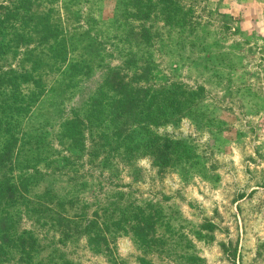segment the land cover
Returning a JSON list of instances; mask_svg holds the SVG:
<instances>
[{
	"label": "rangeland",
	"instance_id": "obj_1",
	"mask_svg": "<svg viewBox=\"0 0 264 264\" xmlns=\"http://www.w3.org/2000/svg\"><path fill=\"white\" fill-rule=\"evenodd\" d=\"M83 1L0 0V154L8 138L21 143L0 175L36 182L32 195L51 185L63 207L86 203L68 212L78 224L54 230L11 205L0 264H264V0ZM142 4L150 17H131ZM48 9L50 30H64L44 41L31 25ZM119 65L141 88L168 90V114L157 98L145 112L152 143H171L165 167L143 131L106 134L104 79ZM71 111L80 152L56 137ZM24 230L35 251L19 245Z\"/></svg>",
	"mask_w": 264,
	"mask_h": 264
},
{
	"label": "trees",
	"instance_id": "obj_2",
	"mask_svg": "<svg viewBox=\"0 0 264 264\" xmlns=\"http://www.w3.org/2000/svg\"><path fill=\"white\" fill-rule=\"evenodd\" d=\"M8 1V0H7ZM88 0H84L83 2L86 3ZM31 3V2H30ZM4 5V4H2ZM5 6V5H4ZM24 6V5H23ZM140 5H138L139 7ZM7 7V6H6ZM9 7V6H8ZM138 7L135 8L133 14L131 17L137 18L139 15H145L147 17H150L152 9L150 6H146L145 4H142V9H139ZM10 8V7H9ZM12 8V6H11ZM141 8V7H140ZM172 10V8H170ZM13 10V8H12ZM5 12V11H4ZM7 12V11H6ZM7 16V15H6ZM49 9L45 13H40V19H38L37 22H33L31 26L35 27L37 24L41 25V28L44 30L43 40L47 41L50 38H54L56 33L64 30L63 28L57 29L56 32H53L50 30L49 24ZM45 17V18H44ZM5 17H0V28L3 27L2 23L4 22ZM29 21V20H28ZM61 27V26H60ZM49 46H51V43H48ZM59 43H57L58 45ZM47 53V52H46ZM51 55V54H50ZM25 60V59H23ZM16 78V77H15ZM9 77L7 78V80ZM20 81V80H19ZM107 90L112 93V96L104 95V101L105 104L109 106V111L102 113L101 111L95 110L94 113L98 114V112L104 114V118L106 119V122L109 123L113 129L110 130L106 134H113L115 131L122 130V127L124 124L127 126H130L131 132L134 133L135 131H143L146 133L149 138H147V142L151 141V144L148 146L149 148L152 147L150 152H153L154 158L153 163L165 167L169 163V158L171 155V143L168 141V139H158V143H152V137L155 134L154 131H152L151 127L154 125V118H152L151 115H146L147 113H152V106L150 104L154 103V99H158L159 102H161L166 109L163 111H159L163 115L168 114V103L172 101L171 97L168 94L167 89H157L153 88L151 85L149 88L148 86L145 88H141L142 85H136V82H134L131 77L128 78V74L124 71L123 66H115L111 67L108 71V73L105 75L104 79ZM47 90V89H46ZM102 97V96H101ZM97 98H100V95H98L94 100L91 101V105L97 104ZM101 99V98H100ZM103 102V101H101ZM145 105V110L142 111L139 110V107L142 105ZM149 105V106H147ZM32 109V108H31ZM30 109V110H31ZM145 115V117H141L142 115ZM133 118L132 121L129 120V118ZM80 118L78 117L77 113L75 111H71V116L66 119L63 122V131L56 134L57 139L60 137L65 138V142L67 143V146L69 148L68 151H74L77 150L80 152L81 149L87 148L86 146V136L84 134V131H82L78 126L80 122ZM157 122V121H156ZM106 127V125H105ZM103 127L102 129H106ZM96 136V135H94ZM119 136V135H118ZM26 137L28 135L26 134ZM103 136H98V138H102ZM105 137V136H104ZM88 138V137H87ZM133 141V138H130L129 141ZM10 138L7 139V146L4 145L2 148V153L0 154V168H2V163L4 160H9L12 163V167H9L11 171H14V165H16L17 160L19 159L21 148L19 147L21 143L19 142L18 137H14V140L10 143ZM59 142L61 139L58 140ZM90 144H95V138H93V135L89 139ZM120 145V144H118ZM126 149L128 145L126 144V141L124 145ZM13 153V155H12ZM130 153H132L130 151ZM4 164V163H3ZM11 178H8L5 174L0 175V205L3 206V211L0 213V221H4L5 223L9 221L10 218H12V215H10L9 210L10 206H16L23 204V211L28 216H31L32 214V221L34 223H38L41 226H48V228L55 229L56 227L59 228L60 226H63L60 221H64V224H73L76 223L73 221L75 218H79L78 214H69L68 212L71 210V208L74 205H76V210H84L86 207V203H81L79 200L76 201H69V205L66 207L62 206L61 200H54L50 199L52 196L51 193H54V188L50 185L49 187H46L44 191L39 195H32L31 189H33L35 186H37L36 182H32L30 185H22L19 183V178L15 175L9 176ZM29 187L30 194H28L27 199L25 200V194L26 188ZM60 210V211H58ZM58 212H63V215H58ZM49 220V225H47V221ZM10 222L14 223V220H10ZM5 223L1 224V229H9L11 225L7 226ZM78 224V222L76 223ZM129 224L132 228H135V223H131L129 220ZM91 225V222H86V226ZM96 226V224H93V226ZM91 227V228H92ZM53 229V230H54ZM66 234H68L69 229L68 226L65 228ZM57 231V229H56ZM26 238L25 241L20 240V244L25 245V248L29 247L31 250L35 251L36 246L39 240L38 235H35L32 230H24L23 231ZM54 234L53 231L51 233ZM95 234V233H94ZM54 236V235H53ZM6 239L7 236L1 232L0 233V239ZM40 238H43V236H40ZM37 252V251H36ZM26 253V252H25ZM26 256H28L26 259H30L32 256L31 254L26 253Z\"/></svg>",
	"mask_w": 264,
	"mask_h": 264
}]
</instances>
